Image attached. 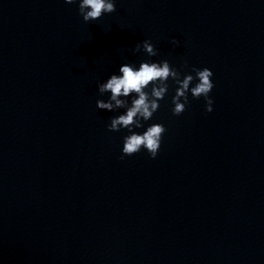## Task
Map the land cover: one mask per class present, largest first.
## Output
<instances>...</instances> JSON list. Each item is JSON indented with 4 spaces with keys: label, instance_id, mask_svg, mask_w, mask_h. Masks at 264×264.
I'll use <instances>...</instances> for the list:
<instances>
[{
    "label": "water",
    "instance_id": "obj_1",
    "mask_svg": "<svg viewBox=\"0 0 264 264\" xmlns=\"http://www.w3.org/2000/svg\"><path fill=\"white\" fill-rule=\"evenodd\" d=\"M145 38L212 70L213 110L170 92L157 156L121 159L96 82ZM0 264H264V0H0Z\"/></svg>",
    "mask_w": 264,
    "mask_h": 264
},
{
    "label": "clouds",
    "instance_id": "obj_2",
    "mask_svg": "<svg viewBox=\"0 0 264 264\" xmlns=\"http://www.w3.org/2000/svg\"><path fill=\"white\" fill-rule=\"evenodd\" d=\"M66 4H76L83 21H94L104 14L116 10V0H64ZM171 44L176 47L180 41L175 37ZM132 53L143 52L144 59L138 63L127 61L119 64L103 81L96 82L100 97L96 108L115 113L109 117L106 128L109 131L124 130L120 148L121 159L141 150L155 158L161 146L166 127L163 123H148L160 107V101L171 92L170 103L173 115H180L189 104V98L203 97L205 111L213 110V98L209 95L214 87L212 70L192 65L185 70L188 61L179 67L167 59L154 60L158 49L150 38L135 43ZM122 110V111H121Z\"/></svg>",
    "mask_w": 264,
    "mask_h": 264
}]
</instances>
